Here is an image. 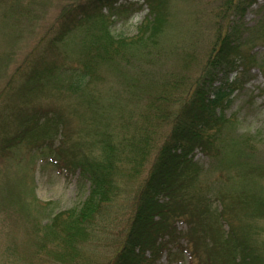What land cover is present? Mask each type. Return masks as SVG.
<instances>
[{"label":"trees","instance_id":"16d2710c","mask_svg":"<svg viewBox=\"0 0 264 264\" xmlns=\"http://www.w3.org/2000/svg\"><path fill=\"white\" fill-rule=\"evenodd\" d=\"M119 1L84 0L65 8L42 36L46 41L40 53L20 67L25 69L19 71L12 95L24 97L29 110L18 116L17 106L7 104V114L15 120L8 124L19 130L4 134L0 148L23 142L28 150L40 149L49 154L48 161L88 185L78 206L53 213L41 226L47 243H31L40 250L39 263L86 261L81 241L97 240L98 225L113 214L118 227L109 241L111 251L104 262L92 264H157L163 253L167 264L184 254L190 264H264V167L257 160V139L230 136L231 115L224 114L253 70L264 78V55L255 50L264 44V4L247 25L243 16L258 0H221L212 12L209 37L199 43L162 40L165 0H144L149 15L136 35H114L112 16L139 6ZM172 55L181 64L196 62L197 69L173 74L166 61ZM101 61L130 78L124 87L127 98L145 101L137 104L153 109L154 115L146 117L142 107L127 104L123 96L107 100L90 90ZM45 89L80 100L87 108L83 116L99 120L94 137L80 146H55L63 134L62 121L54 107L44 105ZM258 95L264 97V86ZM159 124L167 130H158ZM259 141L264 144V137ZM197 151L234 171L226 175L231 187L215 188L203 179L204 169L194 159ZM213 201L219 208H213ZM178 223L185 228L178 229Z\"/></svg>","mask_w":264,"mask_h":264},{"label":"rangeland","instance_id":"374dc122","mask_svg":"<svg viewBox=\"0 0 264 264\" xmlns=\"http://www.w3.org/2000/svg\"><path fill=\"white\" fill-rule=\"evenodd\" d=\"M83 1L0 0V141L4 134H11L16 129L15 125L8 124L11 120H15L11 114H7L9 111L7 104H13L14 108L17 106L18 116L29 110L28 104H24L26 100H22L24 97L12 95L16 83L21 80L19 71L25 69V67L20 68L21 65H28L29 59L40 53L41 45L46 41L42 36H45L56 24L64 9L74 7L76 3ZM131 1L136 2L139 5L138 8L112 16L113 22L110 25L114 35L126 37L136 35L140 24L148 17L149 7L144 0ZM122 2L123 0H120L117 4ZM219 2L221 0H165L166 20L160 32V34L164 33L165 37L163 36L162 40L170 39L174 42L189 39L203 42L210 35L212 12ZM262 4L264 0H259L257 4L250 6L242 21L247 25L253 24L258 18L257 8ZM102 11L108 12V8L104 7ZM76 34L77 31L74 32L72 39ZM73 42L68 43V47L72 46ZM255 50L258 56L264 55V44L259 45ZM172 56L173 58L168 57L166 61L168 68L174 69L173 74L193 73L197 69L196 62L195 65H185L178 62L175 55ZM105 63L107 62L101 61L96 65L97 80L89 85L90 90L95 91L97 97L102 95L107 100L119 99V96H123L127 104L134 103L135 107L138 102L144 104L145 101H137L136 97L127 98L128 94L124 87L132 81L123 71L118 72L110 63L109 65ZM252 73L253 77L245 83L243 88L234 91L231 102L224 109V114L231 115L233 126L228 129L230 136H256L259 148L257 160L262 161L263 164H261L264 167V144L259 141L264 137V97L258 95V88L264 86V78L256 69ZM136 86L142 89L144 83L139 82ZM146 89L149 91V87ZM36 96L33 95V97ZM42 97L46 101L44 105L50 104L61 117L63 134L55 138V146H80L82 141L92 137L95 128L99 125V120H91L94 115L83 116L87 108L80 100L66 93L64 97H61L57 91L49 89L42 92ZM141 107L142 105H138V108ZM149 115L146 114V117ZM153 118L154 120L149 123L152 126L156 123V117ZM106 124L103 120L102 125ZM157 129L164 132L167 126L159 124ZM9 145L8 149L0 148V264H43L39 263L40 257L37 256L40 250L36 248L34 250V245L31 243H47L43 233H40L41 226L49 222L53 213L78 206L87 195L88 185L79 184L75 175H70L48 161L49 157L46 156L49 154L41 152L40 149L28 150L23 142L19 145L13 143ZM194 159L204 169L203 179L215 188L223 184L231 187V181H227L226 175H233L234 171L230 173L223 164L211 161L198 151ZM217 169L224 174L219 176ZM212 206L219 208L217 201H213ZM121 212L119 210L117 214ZM114 217L111 214L107 221L98 225L97 240L85 238L81 241L83 244L80 247V254L86 259L81 264L104 262L103 256L107 255L113 246L109 243L110 238L118 227L117 220H113ZM224 224L225 222L222 226ZM35 227L38 228L36 232H33ZM184 228L183 223H178V229ZM225 228L227 229V223ZM37 232L38 235H36ZM260 236L264 237V233L260 232ZM159 257L157 264H167L165 253ZM171 264L190 263L187 255L184 254L181 258L177 257Z\"/></svg>","mask_w":264,"mask_h":264},{"label":"bare ground","instance_id":"6f19581e","mask_svg":"<svg viewBox=\"0 0 264 264\" xmlns=\"http://www.w3.org/2000/svg\"><path fill=\"white\" fill-rule=\"evenodd\" d=\"M143 110V112H145V114H150V115H154L155 111L153 109H150L149 107H142L141 108ZM141 110V111H142ZM149 111V112H148ZM148 112V113H147Z\"/></svg>","mask_w":264,"mask_h":264}]
</instances>
